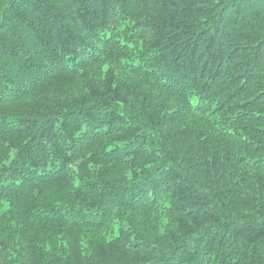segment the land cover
<instances>
[{
    "label": "clouds",
    "instance_id": "obj_1",
    "mask_svg": "<svg viewBox=\"0 0 264 264\" xmlns=\"http://www.w3.org/2000/svg\"><path fill=\"white\" fill-rule=\"evenodd\" d=\"M0 264H264V0H0Z\"/></svg>",
    "mask_w": 264,
    "mask_h": 264
}]
</instances>
